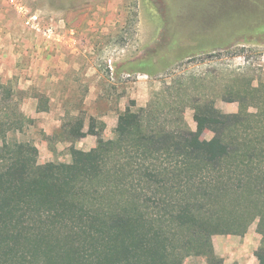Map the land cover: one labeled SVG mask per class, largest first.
I'll return each instance as SVG.
<instances>
[{
    "label": "trees",
    "instance_id": "1",
    "mask_svg": "<svg viewBox=\"0 0 264 264\" xmlns=\"http://www.w3.org/2000/svg\"><path fill=\"white\" fill-rule=\"evenodd\" d=\"M11 93L0 84V264H182L189 255L223 264L212 237L242 236L255 219L264 264L262 81L226 90L234 113L195 102L194 130L151 128L144 108L128 107L105 139L104 123L97 130L90 117L83 131L73 116L66 139L90 134L96 144L71 146L69 162L39 163L33 143L8 139L29 121Z\"/></svg>",
    "mask_w": 264,
    "mask_h": 264
},
{
    "label": "rangeland",
    "instance_id": "2",
    "mask_svg": "<svg viewBox=\"0 0 264 264\" xmlns=\"http://www.w3.org/2000/svg\"><path fill=\"white\" fill-rule=\"evenodd\" d=\"M30 6L74 31L49 43L0 0V84L12 90L24 115L33 110L31 97L43 108V117H28L22 130L7 136L38 141L42 161L48 150L55 156L48 161L71 158L75 141L64 142L62 125L73 116L84 118V130L90 117L97 130L104 123L105 139L114 137L110 119L128 107L144 108L143 121L151 128L186 124L194 130L195 102L210 100L222 112L234 113L238 102L226 90L248 81L264 83V28L258 29L264 27V0H31ZM226 20L238 29L227 27ZM251 24L257 30L239 29ZM257 222L242 236L220 234L236 238L224 264L258 263ZM241 238L248 241L243 252ZM182 264L206 260L189 255Z\"/></svg>",
    "mask_w": 264,
    "mask_h": 264
},
{
    "label": "built area",
    "instance_id": "3",
    "mask_svg": "<svg viewBox=\"0 0 264 264\" xmlns=\"http://www.w3.org/2000/svg\"><path fill=\"white\" fill-rule=\"evenodd\" d=\"M21 15L24 25L33 33L41 36L49 43H57L61 39L74 34L60 18L44 17L30 6L31 0H6Z\"/></svg>",
    "mask_w": 264,
    "mask_h": 264
},
{
    "label": "crops",
    "instance_id": "4",
    "mask_svg": "<svg viewBox=\"0 0 264 264\" xmlns=\"http://www.w3.org/2000/svg\"><path fill=\"white\" fill-rule=\"evenodd\" d=\"M29 103H31V104L33 103V110L29 111L27 115L25 114V116L26 117H30V118H35V119L43 117V116H41L42 111L37 108V99H36V97L29 98ZM124 110H125V108L122 109L121 112L124 111ZM117 117H118V115L115 114L113 119L112 118L110 119V122L112 123L111 131L113 130V128H115ZM41 126L44 127L43 131L48 134L49 130L45 127V125L43 124ZM83 131H86V130H84V128H83ZM104 134H105V136L108 135V128L105 129ZM63 140H64L65 143H68V145L72 144V142L69 141L68 139H63ZM41 144L43 145L44 143H41ZM95 144H96V137L94 135L86 134L84 137H81V138H79L78 140L75 141L74 147L82 149V150H89L92 147H94ZM35 146L39 149V151H38V153H39V157H38L39 163L48 162V160H50L48 158L55 157L54 154L50 150H48L47 153H46L47 160L46 161L45 160L42 161L41 160V157H42L41 156V150H40L38 141H36ZM70 160H71V158L69 156L65 160V162H69ZM233 237L234 236H228V235H217V236H213L212 237V243H213L214 251L222 259H224L227 256L226 253L229 251L228 250L229 249V243L232 242L233 240L236 241L235 240L236 238H233ZM258 239L259 238H257V242H258ZM239 241H241V240H239ZM242 242L243 243L240 245V249H239L240 252H243L245 250L244 248L247 247V243H248L246 238H243ZM256 247H257V245H255L253 249H256ZM223 264H224V260H223Z\"/></svg>",
    "mask_w": 264,
    "mask_h": 264
}]
</instances>
